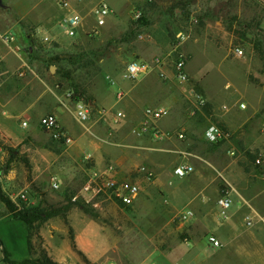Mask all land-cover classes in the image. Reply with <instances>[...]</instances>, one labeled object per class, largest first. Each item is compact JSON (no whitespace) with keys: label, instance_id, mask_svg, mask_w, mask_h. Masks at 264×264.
<instances>
[{"label":"rangeland","instance_id":"rangeland-1","mask_svg":"<svg viewBox=\"0 0 264 264\" xmlns=\"http://www.w3.org/2000/svg\"><path fill=\"white\" fill-rule=\"evenodd\" d=\"M6 1L0 10L13 14L10 18L30 6L28 0ZM84 1L83 25L70 37L76 48L51 47L46 61L54 65L53 91L66 103L78 97L89 107V116L74 123L77 135L70 134L72 142L67 144L52 139L41 127L21 128L13 118L0 125L5 147L0 161V216L13 215L7 202L19 209L60 207L68 196L73 201L88 167L114 163L120 176L140 181L132 205L100 198L99 206H92L77 199L73 202L79 204L64 214L33 222L28 228L31 259L43 264H264V0H106L112 13L97 33H92L96 22L91 11L100 0ZM137 12L139 18L134 16ZM0 22L10 26L14 21ZM24 33L0 36V45L4 37L9 43L14 39L12 44L20 45L29 59L31 47L43 42L27 28ZM234 47L242 54L235 55ZM157 56L171 62L184 56L188 79H162L156 71L146 73V82L141 76L134 81L123 78L129 60ZM101 65L119 84L109 85L111 91L121 86L134 115L127 111L117 122L109 116L97 118L90 90ZM199 95L205 99L203 105L198 103ZM209 96L222 97L216 104L224 110L236 107L241 115L233 118L238 122L258 121L261 136L247 137L251 146L235 145L231 134L210 143L207 126L225 127L218 115L206 112ZM148 105L169 107V115L179 120L168 136L154 139L137 132ZM117 107L124 112L122 104ZM179 132L183 138L175 135ZM84 140L75 160L69 146ZM159 141L168 142L162 148L164 155L157 151ZM94 144L102 153V163L95 160ZM85 153H91V161H83ZM182 160L191 163L193 171L178 178L173 168ZM141 164L153 171L151 180L136 171ZM223 189H229L233 203L216 232L212 224L218 218L216 200ZM248 216L251 224L246 223ZM9 229L15 231L10 225L1 230L7 240ZM209 233L218 237L220 247L207 244Z\"/></svg>","mask_w":264,"mask_h":264},{"label":"crops","instance_id":"crops-1","mask_svg":"<svg viewBox=\"0 0 264 264\" xmlns=\"http://www.w3.org/2000/svg\"><path fill=\"white\" fill-rule=\"evenodd\" d=\"M28 1L30 2V6L27 10L19 15L15 14L13 18H10L13 14L0 10V21L7 19H12L14 21L10 26H5L0 22V36L15 37L21 34L23 35L27 28L28 33L30 32L33 36H39L43 42V46L41 47H31L30 52H32V56L29 59L23 55L24 50H22L20 45L12 44L14 39L10 43L8 42L0 45V125L13 118L15 122H18L19 126H22L21 120L26 119L27 125L21 128L28 126L30 131H34L37 127H40L38 121L41 116L47 113H54L69 135H77L74 123H78V120L74 116V102L76 103L79 100L66 99L68 102L66 103L62 96L57 95L53 91L50 81L51 71L54 65L46 61V55L52 53L51 47L55 48L57 51H62L69 47L76 48V45L70 44L72 42L70 37L73 36L68 35L64 31L61 26V21L66 15L73 12L79 13L84 18L80 10L83 5H86V2L84 0H67L68 5L62 7L52 0ZM5 3H7L6 0H0L1 7H3ZM82 25L83 24H81L79 29ZM79 29L75 35L78 34ZM78 42L79 41H76L75 44H78ZM141 77L145 82L148 79L147 74H143ZM95 81V85H93L90 92L93 96V106L97 111L98 119L109 116L112 120L115 111L119 110V107H117L118 104L124 106L123 110L126 115L127 111H129L131 115H134L132 103L123 98V100L121 99L122 101L117 100L115 96L116 90L111 91L109 85L119 84L115 80L113 73L110 72L105 65L100 66V71ZM117 88H121V86ZM109 94L111 97H109ZM208 98H210L211 101L209 106L205 109L206 112L209 115L216 114L219 116L221 124L225 127L224 129L234 136L232 141H235V145L251 146V144L247 142V137L258 139V137L261 136L263 131L260 130L258 121L248 119L249 122H238L233 118L235 115H241V112L237 110L236 107L228 106L224 110L216 104L224 100L222 97H219V99L214 97L212 99V96H209ZM116 107L117 109L114 110ZM8 111L10 112V119L6 116ZM167 116L166 118L164 117L165 119H162L159 124L162 130L171 132L174 130L179 120L174 115ZM210 143L213 145L216 144V142L211 141ZM84 144L85 140L81 143L73 141L69 146L70 154L74 159L80 157L81 149ZM158 144H160L158 145L160 151H157L164 155L165 151L162 148H167L168 142L159 141ZM93 154L96 162L102 163V153H100V149L96 147L95 144ZM218 218L215 219L212 224L213 230L216 232L219 231L220 221H224L219 216ZM8 225L15 229V231L11 229L8 230V236L10 238L8 240H11L10 246L6 233H1L2 226ZM0 238L3 244L5 243L8 251L11 252L10 258L12 260L21 261L29 258L28 228L24 221L7 215L0 216ZM18 242L19 247H17ZM100 248H102V246ZM0 256V262L2 264H9L4 260L3 253Z\"/></svg>","mask_w":264,"mask_h":264},{"label":"built area","instance_id":"built-area-1","mask_svg":"<svg viewBox=\"0 0 264 264\" xmlns=\"http://www.w3.org/2000/svg\"><path fill=\"white\" fill-rule=\"evenodd\" d=\"M58 5L66 7L68 5L67 0H53ZM112 13V9L106 0H100L93 7L91 14L96 22V25L92 29V33H97L98 26L103 25L106 18ZM135 18H139L140 12L135 13ZM83 17L73 12L66 15L62 21L61 26L64 31L74 36L81 26ZM142 37V35H139ZM8 37V36H5ZM3 38L5 43L9 42V39ZM235 55H241L242 49L239 47L233 48ZM151 71H156L159 77L162 79L174 78L179 82H184L188 79L186 71V60L184 56H179L173 61H169L163 57H153L151 60L133 58L129 60L123 71V78L128 81L137 80L143 74ZM170 71V73H169ZM117 100L124 98L125 93L121 88H117L115 91ZM198 103L203 105L205 99L202 95L198 96ZM241 108H245L244 103H240ZM89 107L83 102L78 101L75 103L74 116L82 123L83 120L89 116ZM169 114V107L163 105L145 106L143 109L144 119L138 125L137 132L140 134L149 133L154 139L163 138L169 135L168 132L163 131L157 126V122L163 117ZM125 113L122 110H117L114 113L113 120L115 122L123 119ZM21 125L26 126V119L21 120ZM38 125L45 130L52 139L61 143L67 144L72 142L71 136L68 134L66 129L61 125L57 116L54 113H47L39 118ZM178 138H183L182 132L175 134ZM229 133L217 124L211 123L205 129V136L208 141L217 142L221 139L228 137ZM5 155V147L0 142V161ZM190 155V153H189ZM92 160L91 153H85L83 155V161L89 162ZM256 162L260 163V158H256ZM136 171L143 175L147 180L153 178V171L148 166L141 164L136 167ZM193 171V165L186 160L178 162L173 168V174L182 178L187 176ZM53 187H57V182H52ZM140 193V181L138 179H132L127 176H120V171L114 163H108L103 167L90 166L87 168L86 177L80 188L79 192L73 195L72 200L81 199L85 203L91 204L92 206H99L100 198L114 201L122 205H132L137 199ZM20 198L25 199V192L19 194ZM232 197L229 189L221 190L216 200L218 207V216L225 220L228 217L229 208L232 206ZM188 214H182V218H186ZM246 223L251 224V218H246ZM206 242L208 245L214 248H218L221 245L220 240L212 233L206 235Z\"/></svg>","mask_w":264,"mask_h":264},{"label":"trees","instance_id":"trees-1","mask_svg":"<svg viewBox=\"0 0 264 264\" xmlns=\"http://www.w3.org/2000/svg\"><path fill=\"white\" fill-rule=\"evenodd\" d=\"M73 100H79V98H72ZM67 203L60 206V207H47L42 205H36V206H28V207H22L17 209L14 204L7 202V205L9 206V213L13 214L12 218L21 219L27 224V228H29L33 222H42L46 219L57 216L60 214H64L68 208H70L74 204H79L78 202L71 201V196H68L66 198ZM71 233V230H70ZM71 245L73 248H75V241L71 234L70 236ZM0 248L3 253L4 260L7 261L9 264H43L39 263L38 261L31 259L30 257L27 259H23L21 261H15L10 258V253L6 249V247L3 244V241L0 238ZM47 264H52L50 261L46 262Z\"/></svg>","mask_w":264,"mask_h":264},{"label":"bare ground","instance_id":"bare-ground-1","mask_svg":"<svg viewBox=\"0 0 264 264\" xmlns=\"http://www.w3.org/2000/svg\"><path fill=\"white\" fill-rule=\"evenodd\" d=\"M251 263V262H250Z\"/></svg>","mask_w":264,"mask_h":264}]
</instances>
